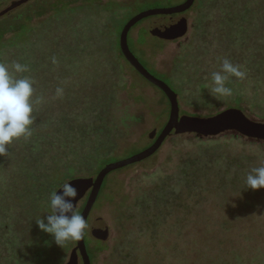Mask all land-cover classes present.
Instances as JSON below:
<instances>
[{"label": "rangeland", "instance_id": "374dc122", "mask_svg": "<svg viewBox=\"0 0 264 264\" xmlns=\"http://www.w3.org/2000/svg\"><path fill=\"white\" fill-rule=\"evenodd\" d=\"M13 1L0 0V11ZM184 1L31 0L17 9L26 5L31 10L50 11L59 5L65 10L71 8L59 17L48 18L49 13L33 19L35 25L43 23L26 40L0 49V62L8 64L16 78L34 81L33 99L42 97V103H49L34 106V112L41 115L40 119H48L49 126L35 124L30 137L15 141L9 154L0 156V193L8 192L13 199L5 213L7 220L0 219L9 223L0 227V264H8L9 251H26L23 240H27L34 256L42 255L40 264H67L76 241L60 247L36 224L49 211L51 192L74 178H95L105 165L128 159L154 143L149 135L153 131L159 135L167 124L170 103L125 60L119 47L120 34L135 15ZM223 1L227 3L219 0L214 6L213 1L205 0L201 5L196 0L189 11L172 16L187 20L188 31L183 36L154 29L153 23L161 17L139 22L129 33L130 50L178 95L181 116L209 118L238 109L249 119L264 123V70L259 77L255 76L257 71L254 75L246 73L255 63L264 62V54L253 52L255 46L251 45L239 48L242 54L233 46L228 50L221 44L227 31L220 25L218 6L226 7ZM207 14L210 19L204 39L195 53L208 50L212 59L191 51L198 35H203L202 16ZM237 30L233 35L240 32ZM243 49L249 52L246 56ZM224 59L247 75L229 76L226 86L232 89L231 96H213L211 75L220 70ZM14 62L26 65L28 70L14 72ZM115 64L120 65V84L107 101L110 108L99 103L98 115L85 111L83 119L75 118L84 105H89H83L84 99L73 98L86 93V89L74 85L75 80L97 85L106 80ZM179 70L201 74L185 76ZM57 88L63 89L62 96L56 95ZM101 91L106 95L108 89ZM101 114L105 119L99 120ZM67 118L70 124L64 121ZM109 128L121 135L113 137L117 143L107 157L98 149L105 144H100V136ZM100 131L103 133L95 137ZM261 166L264 141L234 131L210 137L173 133L149 159L106 177L85 233L92 264H264V189H247L246 185L249 172ZM195 186L198 189L194 190ZM175 192L180 193L177 199L173 198ZM159 193L163 197L157 196ZM86 199L79 203L80 213ZM12 219L20 220V226ZM97 219L109 228L107 240L92 231Z\"/></svg>", "mask_w": 264, "mask_h": 264}, {"label": "water", "instance_id": "95a60500", "mask_svg": "<svg viewBox=\"0 0 264 264\" xmlns=\"http://www.w3.org/2000/svg\"><path fill=\"white\" fill-rule=\"evenodd\" d=\"M31 0H16L8 7L0 11V19L27 4ZM196 0H185L183 3L168 7L154 8L143 11L134 17L125 25L121 34L119 47L121 54L131 67L145 80L160 89L167 97L170 103L169 120L159 135L156 131L150 133L149 137L155 140L152 145L142 152L129 157L128 159L119 160L105 165L97 174L91 178H74L71 184L78 191L77 201L80 202L88 195L87 201L81 211V215L88 221L90 213L99 197L103 183L106 177L118 170L141 163L155 155L165 141L173 134L193 133L202 137L217 136L228 131H234L250 139L264 141V123L249 119L243 112L238 109H228L209 118H196L186 115H180L178 95L164 81L153 76L138 60L129 47V33L131 29L139 22L152 18L161 17L153 23V28L163 33L183 36L188 31V22L185 18L172 17L181 15L189 11L195 4ZM62 189H58V194H62ZM76 201H73L75 203ZM93 233L98 234L102 240L109 238V228L102 219H97L92 229ZM86 233V231H85ZM92 264L88 254L85 235L82 240L76 241V246L72 249L67 264Z\"/></svg>", "mask_w": 264, "mask_h": 264}, {"label": "trees", "instance_id": "16d2710c", "mask_svg": "<svg viewBox=\"0 0 264 264\" xmlns=\"http://www.w3.org/2000/svg\"><path fill=\"white\" fill-rule=\"evenodd\" d=\"M3 1V0H2ZM205 0H200L201 5L204 4ZM214 2V6H216L219 2V0H210V2ZM224 2V1H223ZM199 3V4H200ZM62 4V3H61ZM224 4L226 5V7H223L222 5H219L218 8L221 12L222 15V21L220 23V25H222L226 31L225 37L224 39H222L221 44H226V48L229 50V47L233 46L232 48H237V49H242V47H244L246 49L247 45H251V46H255L252 49H255L253 52H255L256 54H264L262 51V46L264 45V43H259L258 40L260 41H264L261 38H258L256 33L261 34V37H264V0H227V3L224 2ZM45 8H40L38 10H31L29 5H26L25 7H22L21 9L11 13L10 15L4 17L3 19L0 20V49H3L5 47H7L8 45H17L19 43V41L21 40H26V38H28V36L30 35V33L39 25L42 24L43 22L39 23L38 25H35L32 21L33 19L35 20H39L42 17L47 16L49 13L50 15L47 16L48 18H54V17H59L62 12H68L71 8L69 6V9L65 10L62 5H59V7H54L52 8V10L48 11V9L44 10ZM61 13V14H60ZM205 19L204 24L201 25V33H203L202 36L198 35V38L196 40L195 43H193L191 45V51L194 50V54L197 55V53H195V50L200 48L199 46V42L202 41L204 38V32L205 30V26L207 24V22L210 19V15L207 14V16H202ZM239 21V22H238ZM238 29L237 31H240L239 33H236V35H233V32ZM232 31V33H230ZM228 40V44L225 43ZM15 42H18L17 44H15ZM244 43V46H243ZM239 49V50H240ZM244 50V49H243ZM246 51V50H244ZM199 57H202V55L204 56H208L212 59V55L208 52V50L204 51H198ZM240 52L243 54V51L240 50ZM247 52V53H246ZM245 52V56L249 53L248 51ZM203 53V54H201ZM229 56L227 57V59L230 58V53L228 52ZM230 61V60H229ZM231 62V61H230ZM120 65L119 64H115V68L114 70L112 69V72L107 75V77L103 80L105 81H101L99 82L97 85L95 84L94 86H92L91 84H89L88 82H77L75 80V84L74 85H80V88L86 89V93L85 95L82 93V95L80 94L79 97H73L75 100H82L84 99V104H89V105H84L85 108L82 109L81 113H76L75 118H81L83 119V113L85 111H88L90 114L93 115H98L99 112L101 111V107L99 105V103H106L104 105L105 108H110V104L107 102L109 101L111 98H113L117 87L120 84V81L117 79V75L119 72V68ZM264 70V62H259V63H255V65H253V69H249L248 72H246L247 74H252L254 75V71H257V74L255 76H262L263 74L261 73V71ZM181 74H184L185 76L189 75H193V74H201V73H196L198 71H192V73L190 74L187 73L186 71L183 70H179ZM253 72V73H251ZM89 73V72H88ZM186 73V74H185ZM207 73V71L205 72ZM202 73V74H205ZM245 73V76L247 75ZM92 75V74H90ZM97 75H94L92 77H96ZM68 78V77H67ZM87 79H91V78H87ZM103 85V87H102ZM103 89H108V92L106 93V95L101 91ZM49 105L48 102H46V100H44V103L42 104H34V106L37 105ZM103 107V108H104ZM50 110V108H49ZM54 110L52 109L51 112H53ZM105 110L102 111L103 114H106L104 112ZM34 115H37V118H34ZM41 115H39L36 112H33V119H34V123L32 126H34L35 124H37V126L40 125H45V126H49V120L47 119V121L40 119ZM56 119V118H55ZM105 119V116H103L102 114L99 115V120H103ZM64 121H68L67 123L70 124L71 120L70 119H66ZM86 122V127L87 125V121ZM39 124V125H38ZM43 133V132H42ZM101 133H103V131H100V133L95 136L98 137L101 135ZM109 133H111V136H109ZM116 133L115 130H112L111 128L108 129V132L106 135L104 136H100L101 142L100 144L103 146H101L98 151L101 153V155L103 154H107V157H110L112 155V152L114 150V147L116 146L117 140L113 139V137H115ZM121 134H117L116 137L117 139L119 138ZM104 141V142H103ZM99 147V146H97ZM96 147V148H97ZM94 148V146H93ZM92 148V149H93ZM105 158V157H104ZM101 169V168H100ZM180 189V188H179ZM194 190L198 189V187L195 186V188H193ZM191 189V191L193 190ZM173 194V192L171 193V195ZM10 193L8 192H1L0 193V210H2L4 213H0V219L1 218H6L7 220V215L6 210L9 209L10 205V201H12L13 199L10 198ZM159 197H163L160 193L157 195ZM180 196L179 192H175V194L173 195L174 199H177ZM149 217L151 216V214L148 215ZM11 218V217H10ZM15 224L17 226H20L21 221L18 219H12ZM4 225V227H7L9 225L8 222L6 221H0V227H2ZM32 227V226H31ZM5 229V228H4ZM34 229V228H33ZM4 233L6 234L7 237V233L8 230L5 229ZM33 234V233H32ZM34 235V234H33ZM32 235V236H33ZM53 242L54 239L53 237L50 238ZM23 244L22 247H24V250H26L23 254H19L18 251L13 250V251H9V261L7 262L8 264H10L12 262V264H40L42 262L41 258L42 255L39 256L37 258V256H34V254L32 253L31 249L28 248L27 245V240H23ZM10 247H13V244L9 245ZM53 248L55 249L56 247L53 246ZM51 250V248L49 249V251Z\"/></svg>", "mask_w": 264, "mask_h": 264}, {"label": "clouds", "instance_id": "9594fccd", "mask_svg": "<svg viewBox=\"0 0 264 264\" xmlns=\"http://www.w3.org/2000/svg\"><path fill=\"white\" fill-rule=\"evenodd\" d=\"M53 59V63H55ZM11 69L16 73L26 72L27 66L14 62ZM229 76L243 78L245 73L229 60L222 61L219 71L211 75L213 96H231L232 89L226 86ZM34 81L29 77L16 78L10 66L0 62V156L9 154V147L22 138L32 135L34 104L42 103L43 98L33 99ZM56 95L62 96L63 89L57 88ZM64 182L58 190L52 191L48 200L49 211L36 221L39 229L53 237L62 247L66 242L80 241L88 229V221L79 211L78 191L70 183ZM247 189H264V166L256 167L246 177ZM73 201H76L73 203Z\"/></svg>", "mask_w": 264, "mask_h": 264}, {"label": "flooded vegetation", "instance_id": "af4514ba", "mask_svg": "<svg viewBox=\"0 0 264 264\" xmlns=\"http://www.w3.org/2000/svg\"><path fill=\"white\" fill-rule=\"evenodd\" d=\"M178 16H179V15H178ZM89 194H90V192L88 193L87 198H88ZM86 201H87V199H86ZM85 203H86V202H85Z\"/></svg>", "mask_w": 264, "mask_h": 264}]
</instances>
